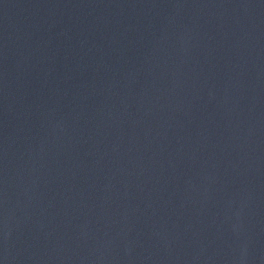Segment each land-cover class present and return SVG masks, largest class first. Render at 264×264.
<instances>
[{
    "label": "water",
    "instance_id": "1",
    "mask_svg": "<svg viewBox=\"0 0 264 264\" xmlns=\"http://www.w3.org/2000/svg\"><path fill=\"white\" fill-rule=\"evenodd\" d=\"M0 264H264V0H0Z\"/></svg>",
    "mask_w": 264,
    "mask_h": 264
}]
</instances>
